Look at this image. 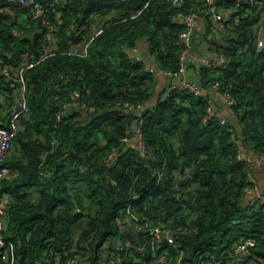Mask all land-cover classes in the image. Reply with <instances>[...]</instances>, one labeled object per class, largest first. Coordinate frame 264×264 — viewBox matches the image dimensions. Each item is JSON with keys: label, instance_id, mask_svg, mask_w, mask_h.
Here are the masks:
<instances>
[{"label": "trees", "instance_id": "trees-1", "mask_svg": "<svg viewBox=\"0 0 264 264\" xmlns=\"http://www.w3.org/2000/svg\"><path fill=\"white\" fill-rule=\"evenodd\" d=\"M40 1L50 4L48 18L57 24L61 51L70 48L72 30L92 14L107 21L87 57L59 52L27 72L30 112L5 161L11 173L0 183L8 199L2 232L14 245L16 264H45L56 257V264H68L75 251L90 253V264H103L104 240L117 234V219L129 203L139 215L157 216L166 209L174 223L192 228L175 233L186 248L187 264L210 251L219 264H228L235 259V245L249 236L256 238L249 261L264 264V202L252 206L246 198L255 182L241 155L246 146L264 156V47L258 49L264 7L218 32L208 0L180 6L171 0ZM214 2L228 11L236 0ZM190 11L206 17L214 35L208 42L228 57L225 68L205 67L203 75L207 85L219 80L221 91L236 99L240 136L230 121L210 116L207 98L188 89L163 93L142 114L114 107L119 101L145 105L152 97L155 77L130 52L139 39L148 38L163 70L179 69L184 24L177 13ZM45 29L44 20L16 0H0V51L6 60L16 63L38 52ZM77 33L80 41L83 33ZM16 96V86L0 76V123L8 121L3 107ZM64 104L73 105L64 109ZM135 119L142 121L144 150L126 140L133 136ZM177 182L187 190V201H175ZM135 194L141 195L138 200ZM133 238L138 243L137 235ZM136 252L135 247L124 254L128 264L152 263L150 246L141 261H135Z\"/></svg>", "mask_w": 264, "mask_h": 264}, {"label": "built area", "instance_id": "built-area-1", "mask_svg": "<svg viewBox=\"0 0 264 264\" xmlns=\"http://www.w3.org/2000/svg\"><path fill=\"white\" fill-rule=\"evenodd\" d=\"M17 1V0H16ZM21 3L22 8H27L29 14L33 18H42L44 20L45 37L42 40L41 48L38 52L32 54H26L19 62L13 63L6 60L0 51V76H3L6 80L12 81L16 86L17 96L13 104L4 105L3 114L8 116V121L0 123V183L8 177L11 173L9 166L5 163L6 159L11 154L14 140L21 128V122L23 118L30 112V106L27 100V72L44 62L49 57L59 53H69L81 57H87L89 55V47L94 39L103 32L104 24L107 21L103 19L100 22L99 16L92 14L84 24L79 26L78 31L74 28L72 34H74L69 40L68 44L70 48L66 51H61L57 46V24L52 22L49 16V5L40 0H18ZM185 0H171L173 6H180ZM264 7V0H236L233 8L228 11L219 10L217 7H211V25L212 29L221 32L225 30L229 24L238 25L243 20L254 17ZM53 11V8H51ZM57 16L60 13L57 12ZM177 16L182 20L184 24L183 30L180 32L181 39V52H180V67L177 71L171 72L175 78H178L171 86L166 90L168 95L173 88L188 89L197 95L204 96L208 100V111L210 116H215L222 123H226L228 120L220 115L213 105L211 99L205 94L203 88L195 81L189 80L184 77V73L187 70V58L192 49L193 33L196 24V18L199 15L197 11H190L187 13L178 12ZM60 21V19H59ZM77 35L81 36V40H77ZM86 32V33H84ZM88 34V35H87ZM264 47V37L258 39V49L261 50ZM137 46H134L130 52H137ZM133 57L140 62H144L137 55ZM228 57L220 52H215L210 56L202 59L204 68L208 69H223L227 66ZM145 63V62H144ZM149 71L154 75L157 73V68L154 66L146 65ZM216 86L222 96L225 98L227 105L234 111V107L237 104L236 99L229 92H222L220 89V81L216 80L213 83ZM75 96H79V92H75ZM73 104H64L63 108H69ZM20 106L18 109L17 107ZM85 106V105H84ZM123 112L121 108L127 111H136L138 114H142L144 106L142 104L135 105L133 103L117 102L114 106ZM85 108V107H84ZM141 123L138 120L135 136L138 140V146L144 150L146 145L142 139ZM127 141L130 140L126 139ZM112 154L109 156L112 159ZM261 162L264 164V156H260ZM159 178L163 177L162 171L158 172ZM252 178V176H251ZM187 191L180 182H177L174 189V196L176 202H184L189 199ZM247 194L250 195L249 203L252 206H256L264 202L263 191L255 184L247 188ZM140 194L133 196L134 200L140 198ZM132 203L124 209L122 215L117 219L118 232L116 235L111 234L104 240V251L102 258L103 264H128L125 260L124 254L129 253L132 249L137 248L135 254V261H141L142 255L147 251V246L152 248V263L150 264H187L184 261V257L187 254L186 248L180 245L175 240V233L184 232L189 233L191 227H186L184 224L174 223V216H171L166 209L161 210V215L154 214H138L133 208ZM80 210V208H78ZM8 214V199L0 193V264H16L14 256V245L11 242H7L3 237V229L7 220ZM137 235V240L133 238ZM116 242L115 247L113 243ZM256 243L254 236H249L242 239L234 247L235 259L231 260L228 264H261L258 261H249L250 254L247 253L248 248ZM172 246L171 248H168ZM171 250L175 255H171ZM53 255V253H50ZM90 253L85 256L75 251L74 255L68 258V264H90ZM59 257H56V262ZM175 260V261H174ZM52 260H47L45 264H56ZM258 262V263H257ZM94 264V263H92ZM194 264H219L216 258V254L213 251L202 254L201 258Z\"/></svg>", "mask_w": 264, "mask_h": 264}, {"label": "crops", "instance_id": "crops-1", "mask_svg": "<svg viewBox=\"0 0 264 264\" xmlns=\"http://www.w3.org/2000/svg\"><path fill=\"white\" fill-rule=\"evenodd\" d=\"M208 3H213L212 6L217 7L214 5V0H208ZM103 19H106V17H101L100 22H102ZM180 21L182 22L181 19ZM208 32L209 26L206 17L203 15L198 16L196 18V24L193 33L192 49L187 58V70L184 73V77L197 82L203 88L205 94L213 102L215 110L232 124H234L237 131V136H240L241 129L235 112L227 105L225 98L222 96L216 86L207 85L205 83L202 59L215 53L212 45L208 42V40L214 38V35L209 32L208 38H206V33ZM136 46L138 48L137 52H131V54L137 55L145 62L146 65L157 68V73L154 74L155 87L152 97L147 103H145V105H143L144 109H149L157 104L163 93H165L171 84L177 81L178 78H175L169 72L163 70L160 67L161 65L157 61L156 57L152 54L148 38L143 37L139 39ZM131 145L133 146V144ZM241 155L249 161L252 179L264 193V164L260 160L261 157L246 146H242ZM246 198L248 200L250 195L247 194Z\"/></svg>", "mask_w": 264, "mask_h": 264}, {"label": "water", "instance_id": "water-1", "mask_svg": "<svg viewBox=\"0 0 264 264\" xmlns=\"http://www.w3.org/2000/svg\"><path fill=\"white\" fill-rule=\"evenodd\" d=\"M17 6H21V3L17 0L16 1ZM127 45L124 46V50H127ZM18 109L20 108V106L17 107ZM138 125V120H134L132 123V131H133V136L130 138V140L128 141L129 143L133 144V146L138 145V140L137 137L135 136V132H136V127Z\"/></svg>", "mask_w": 264, "mask_h": 264}]
</instances>
